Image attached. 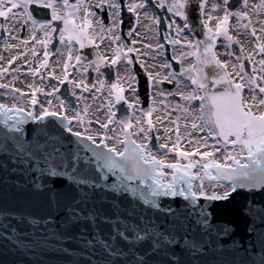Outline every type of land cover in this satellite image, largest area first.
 <instances>
[{"label": "flooded vegetation", "instance_id": "af4514ba", "mask_svg": "<svg viewBox=\"0 0 264 264\" xmlns=\"http://www.w3.org/2000/svg\"><path fill=\"white\" fill-rule=\"evenodd\" d=\"M215 85H242L246 110L264 100V0H0L2 97L46 101L99 141L203 161L178 126Z\"/></svg>", "mask_w": 264, "mask_h": 264}, {"label": "water", "instance_id": "95a60500", "mask_svg": "<svg viewBox=\"0 0 264 264\" xmlns=\"http://www.w3.org/2000/svg\"><path fill=\"white\" fill-rule=\"evenodd\" d=\"M209 98L222 137L264 132L236 88ZM20 110L0 111V264H264V154L219 169L236 185L227 197L216 198L231 186L203 176L193 193L216 197H167L151 191L154 164Z\"/></svg>", "mask_w": 264, "mask_h": 264}, {"label": "rangeland", "instance_id": "374dc122", "mask_svg": "<svg viewBox=\"0 0 264 264\" xmlns=\"http://www.w3.org/2000/svg\"><path fill=\"white\" fill-rule=\"evenodd\" d=\"M257 93V98H258V101H257V105L255 107L256 111L257 112H260L262 109H264V100L261 98L262 97V93L261 92H256ZM7 96H8V99L6 98V100H14V97L10 94L7 93ZM18 100V99H16ZM20 101L21 103L25 101H22V100H18ZM29 102V101H27ZM192 104H194L192 101H190ZM189 102V103H190ZM46 101L45 102H42L40 103V106L42 107L40 109V111H43L45 109H47L48 107H56V106H46ZM191 105V104H189ZM194 106L196 107V104H194ZM58 107V106H57ZM194 115L193 116V119L191 121V124L188 122H183V124L180 122H178L179 124H181V126H178L179 128H185V129H188V131L186 133H182V135L180 134H177V142L182 140L185 136V134L188 133V137L191 139V140H195L194 142V145L195 146H200V147H203V152L205 154V158H208V160H222L223 158H227L228 156L231 157L233 155H238L240 154L241 152L244 151V148L242 145L238 144L235 146V148L231 147V146H225V149H221V146L225 145L223 144V142H221L218 138V131H217V128L213 122V109L211 107V105L209 103H206V105H204L202 107V112H203V116L199 117V115L197 114V111H196V108L194 109ZM264 113V112H262ZM194 123H195V126H196V129H199V127L201 126L202 129L206 130L207 132V135H206V132L204 133L203 130L201 129V132L203 133V137H204V140H201L200 139V136H195L194 138L191 137V134H192V131H190V129H194ZM76 124V122H75ZM190 124V125H189ZM194 133V132H193ZM177 146H179V143H177ZM176 146V147H177ZM198 152H201V150H197ZM159 155H162V156H165L167 157V155L163 152V153H159ZM167 159H173V160H176L175 158H167Z\"/></svg>", "mask_w": 264, "mask_h": 264}, {"label": "bare ground", "instance_id": "6f19581e", "mask_svg": "<svg viewBox=\"0 0 264 264\" xmlns=\"http://www.w3.org/2000/svg\"><path fill=\"white\" fill-rule=\"evenodd\" d=\"M213 75L214 76L216 75V76H219V77L223 78V74L221 73V71L219 69H215L213 71ZM2 95L4 97L3 91L0 90V106H2L4 108H7V109H11L12 108L14 111H17V110H20V109H23V108L33 109L30 106V104L29 105L28 104H22V103H19L17 101H14V100H11V101L4 100ZM58 112L59 111H55V113H58ZM96 140L99 141V139H96ZM263 141H264V135L262 133H260L259 131L253 129V128H252L250 133H248V128H244V131H243L242 135L238 139V142L243 144V146L245 147L246 150H260V148L258 147L259 146L258 144H264ZM109 144L112 145V144H114V142H109ZM187 163H190V162H187Z\"/></svg>", "mask_w": 264, "mask_h": 264}]
</instances>
